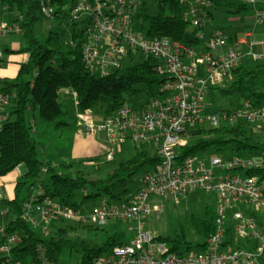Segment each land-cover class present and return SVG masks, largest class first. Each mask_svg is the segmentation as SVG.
I'll list each match as a JSON object with an SVG mask.
<instances>
[{
    "label": "built area",
    "instance_id": "2783aa9c",
    "mask_svg": "<svg viewBox=\"0 0 264 264\" xmlns=\"http://www.w3.org/2000/svg\"><path fill=\"white\" fill-rule=\"evenodd\" d=\"M208 5V0H197L189 5L186 17L193 26L201 27L196 34L199 45L190 47L167 37H151L137 29L138 0L73 1L70 13L74 20L84 21L83 58L92 73L105 77L128 60L153 58L158 61L155 70L165 79L159 97L147 98L137 105L125 102L104 121L96 123L92 110L79 113L85 131L106 133L110 142L105 154L107 161L114 160L121 147L130 143L136 147H153L160 165L145 171L137 188L120 203H110L104 198L92 208L76 209L43 197L41 187L33 189L32 201L23 207L25 221L44 233L58 218L102 227L137 221L136 237L128 244L114 247L110 254L100 255L94 260L95 264H264L262 223L253 213L247 215L240 209L241 205H249L256 212L264 209V177L246 173L250 169L264 168V158L223 157L212 152L179 159L190 134L201 127L246 124L254 134L264 138V105L254 106L250 100L242 99L237 108L206 111L211 89L229 82L232 72L246 58L239 43L231 41L222 29L204 31L202 10ZM42 10L48 16L54 12L51 5L43 2ZM21 20L20 15H14L11 21L0 16V40L21 35ZM257 23H264L263 12L259 13ZM262 44L264 42L251 41L250 47ZM250 54L255 60L262 58L261 54ZM3 62L4 53L0 49V65ZM74 98L77 104L75 93ZM17 100L16 91H7L6 85L0 83V131ZM34 119L31 125H36ZM16 169L20 174V166ZM195 189L216 196L215 231L206 240L204 249L176 254L158 236L144 230L143 221L152 214L160 215L165 200H178ZM4 197L5 189L0 184V199ZM153 198H160V202H154ZM230 211H233L232 225L228 223ZM230 227L233 228L232 239L228 236ZM19 240L18 232L7 233L5 226L0 225V254L8 256ZM7 259L10 264H21ZM40 264L56 263L42 250Z\"/></svg>",
    "mask_w": 264,
    "mask_h": 264
},
{
    "label": "trees",
    "instance_id": "16d2710c",
    "mask_svg": "<svg viewBox=\"0 0 264 264\" xmlns=\"http://www.w3.org/2000/svg\"><path fill=\"white\" fill-rule=\"evenodd\" d=\"M73 1L0 0L7 9L8 21L14 15L22 16L20 36L25 47L21 51L28 54V60L20 64L15 79H0L7 91L18 94L16 106L11 109L0 131V177L18 166L25 169L16 182L15 197L8 199L5 191V197L0 199V225L5 226L7 233L20 234V240L12 246L9 255L0 254V264H10L7 257L21 264H40L42 250L56 264L66 250L80 253L79 264H95L94 260L100 255L110 254L114 247L128 244L131 239L125 233L105 234V229L101 240L97 239L98 234L92 240L73 238L71 231L76 227L62 218L53 220L44 233L22 218L24 204L32 201L33 189L38 187L43 189V197L76 209L90 201L97 204L104 198L110 203H120L137 188L138 174L157 169L160 165L156 151L149 146L134 147L133 156L120 161L104 160L101 163L95 159L91 164L81 161L56 165L39 159L37 137L40 129L30 121L39 115L43 122L54 123L57 127L72 126L74 122L61 120L65 116L59 101L62 88H71L75 93L78 111H103L109 115L125 102H133L141 95L159 97L160 86L165 80L155 70L158 61L153 58L123 63L105 77L92 73L83 58L84 21L74 20L70 13ZM208 1L230 13L251 8V4L239 0ZM42 2L53 7L52 15H45ZM188 9L187 0H138L135 22L151 37H167L197 47L199 40L196 34L201 27L193 26L186 17ZM216 95L248 99L254 106H263L264 64L240 65L232 72L227 87L211 89L208 101L215 100ZM29 113L33 119L27 118ZM190 136L187 146L180 151V160L216 151L230 152V156L264 152V139H256L261 136L254 134L246 124L201 127ZM105 162L110 166L106 167ZM246 173L264 177V168L250 169ZM215 220V207L208 205L203 213L191 215L195 241L188 240L184 230L158 239L176 254L185 253L184 247L188 251H192L193 246L204 249L206 240L215 231ZM232 229H228L230 239L234 238Z\"/></svg>",
    "mask_w": 264,
    "mask_h": 264
},
{
    "label": "rangeland",
    "instance_id": "374dc122",
    "mask_svg": "<svg viewBox=\"0 0 264 264\" xmlns=\"http://www.w3.org/2000/svg\"><path fill=\"white\" fill-rule=\"evenodd\" d=\"M211 5V6H210ZM210 7L212 4L210 3ZM253 8H249L248 10H244L241 14H250L253 12ZM3 9L0 7V15H3ZM204 16H207V11L202 10ZM206 24V20L204 21ZM137 29H140L139 25H136ZM135 27V28H136ZM204 31L211 32L216 29H211L208 27L203 28ZM25 47V43L23 38L20 35H13L9 38L0 40V49L4 53V62L0 65V71H12L15 69L19 70L20 64L22 62H26L28 60V54L22 52L21 50ZM27 56V60L23 59L24 56ZM18 56L22 59L20 60H11L10 57ZM131 60H128L126 63H130ZM18 74V72H17ZM17 75L15 76V78ZM15 79L11 77H0V79ZM229 85L228 82H224L222 87H227ZM73 94L71 88L64 87L59 92V101L62 103L65 116L61 120L72 121L74 118H78L79 113H83L78 111L75 103L73 102ZM145 95H141L138 98L133 100V104H140L138 102H142L146 100ZM240 98L238 97H230L223 98L216 95L215 100L208 101V107L206 109L207 112H212L218 110L219 108H237L241 103ZM10 110V109H9ZM94 115L96 116V123L99 121H104L107 118V115L103 111H94ZM36 120V128L39 127V136L37 137V146L39 152V159L43 162L51 161L56 165L64 163L63 160L65 156L67 157L70 152V140L67 138L68 134L71 133L73 128H67L66 126L57 127L54 123L43 122L39 115L35 116ZM27 118H32V114L29 113ZM81 120V119H80ZM82 127V126H81ZM227 127V126H226ZM191 137V136H190ZM189 137V138H190ZM258 140H263V137H256ZM69 141V142H68ZM125 147V157L123 155H117L116 160L120 161L121 159H127L133 156L134 149L130 147V144H127ZM136 147V146H135ZM155 152V151H154ZM220 156L227 157L230 156V152L216 151L213 152ZM253 159H262L264 157V152L258 151L251 155H249ZM203 157V156H202ZM100 159L97 162L103 163L105 156L99 157ZM85 162L86 164H91L92 161H85L81 159L77 162ZM104 165L109 167V162H105ZM21 171L24 172L25 169L22 167ZM142 173L136 176L137 179H140ZM20 174L17 169H14L8 175L0 177V184L5 186L6 197L8 199H13L15 197V185L19 180ZM139 184V180L137 181V185ZM95 205L94 201H90L84 205L86 208H92ZM208 205H212L215 207L216 205V196L214 194H207L202 190L195 189L190 192L187 196H184L178 200H165L164 201V210L160 215L152 214L147 217L143 223V229L154 233L156 236L160 237H168L173 236L176 233H180L182 230L185 231V234L188 240L195 241L196 237L194 236L193 229L190 225V218L192 214L203 213L205 207ZM84 208V209H86ZM70 225L76 227L74 231H71V236L73 238H82L85 240H92L95 234H98L97 239L101 240L107 233H114L116 231L123 232L125 235L134 239L138 232V222L134 220L124 221L117 223L115 225H107L104 227L98 225H82L81 223L70 221ZM92 226V227H91ZM50 226H48L49 228ZM97 228V229H96ZM105 229V230H103ZM42 231V229H41ZM184 252H187L186 247L183 248ZM192 251H198L199 248L192 247ZM81 259V255L79 252H70L66 250L60 258L58 264H79Z\"/></svg>",
    "mask_w": 264,
    "mask_h": 264
},
{
    "label": "crops",
    "instance_id": "0c3cea01",
    "mask_svg": "<svg viewBox=\"0 0 264 264\" xmlns=\"http://www.w3.org/2000/svg\"><path fill=\"white\" fill-rule=\"evenodd\" d=\"M189 5L197 0H187ZM211 6V5H210ZM206 8L207 16H205L206 24L203 22V28L222 29L226 35L229 36L233 42H238L239 47L246 53V58L242 65L253 66L255 64H264V44L250 47L251 41L264 42V23L258 24L257 18L260 12L264 13V0H257L255 4H251L254 9L250 14L230 13L224 7L213 6ZM4 12L3 16L7 20V9L5 6L0 5ZM204 20V21H205ZM8 21V20H7ZM261 54L262 58L255 60L250 54ZM230 82V81H229ZM228 82V83H229ZM74 98V94H73ZM74 102V99H73ZM72 126L67 128H73L67 138L70 140V152L68 156L63 160L64 163H75L81 159L85 161H92L104 157L110 147V142L105 132L98 131L94 134L87 133L84 129L83 121L80 118H74ZM82 126V127H81ZM262 137V136H261ZM127 144L121 147V152L118 155L125 157V147ZM130 147L134 149L135 146L130 144ZM251 155V154H250ZM264 158V157H263ZM62 163V162H61ZM19 173V172H18ZM154 202H160V198H153ZM240 209L247 215L254 214L261 221L264 228V209L260 211H254L253 207L249 205H241ZM229 212L230 225L233 224L231 213Z\"/></svg>",
    "mask_w": 264,
    "mask_h": 264
},
{
    "label": "clouds",
    "instance_id": "9594fccd",
    "mask_svg": "<svg viewBox=\"0 0 264 264\" xmlns=\"http://www.w3.org/2000/svg\"><path fill=\"white\" fill-rule=\"evenodd\" d=\"M11 60H20L22 59L21 57L18 56H13L10 57ZM23 59L26 61L27 60V56L25 55L23 57ZM18 69L12 70V71H0V77H11V78H15V76L17 75Z\"/></svg>",
    "mask_w": 264,
    "mask_h": 264
}]
</instances>
